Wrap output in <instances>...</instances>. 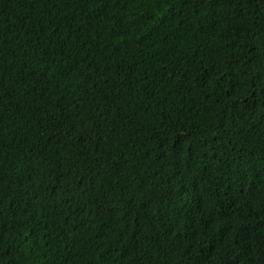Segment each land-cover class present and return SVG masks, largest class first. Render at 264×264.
I'll use <instances>...</instances> for the list:
<instances>
[{
    "label": "trees",
    "instance_id": "1",
    "mask_svg": "<svg viewBox=\"0 0 264 264\" xmlns=\"http://www.w3.org/2000/svg\"><path fill=\"white\" fill-rule=\"evenodd\" d=\"M0 264H264V0H0Z\"/></svg>",
    "mask_w": 264,
    "mask_h": 264
}]
</instances>
